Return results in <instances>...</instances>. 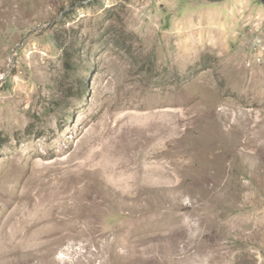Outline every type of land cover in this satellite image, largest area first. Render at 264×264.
I'll return each instance as SVG.
<instances>
[{
    "label": "rangeland",
    "instance_id": "1",
    "mask_svg": "<svg viewBox=\"0 0 264 264\" xmlns=\"http://www.w3.org/2000/svg\"><path fill=\"white\" fill-rule=\"evenodd\" d=\"M0 264H264V0H0Z\"/></svg>",
    "mask_w": 264,
    "mask_h": 264
}]
</instances>
